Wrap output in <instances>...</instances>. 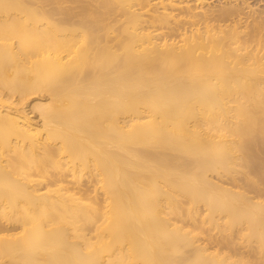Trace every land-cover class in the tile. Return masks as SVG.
<instances>
[{
  "label": "bare ground",
  "instance_id": "6f19581e",
  "mask_svg": "<svg viewBox=\"0 0 264 264\" xmlns=\"http://www.w3.org/2000/svg\"><path fill=\"white\" fill-rule=\"evenodd\" d=\"M261 2L0 0V264H262Z\"/></svg>",
  "mask_w": 264,
  "mask_h": 264
},
{
  "label": "rangeland",
  "instance_id": "374dc122",
  "mask_svg": "<svg viewBox=\"0 0 264 264\" xmlns=\"http://www.w3.org/2000/svg\"><path fill=\"white\" fill-rule=\"evenodd\" d=\"M252 1H253V0H252ZM215 2H217V1H215ZM261 3H264V0H262ZM262 5L264 6V4H262ZM30 100H31V99H30ZM27 108H28V110H31V108H29V106H27ZM32 111H33V110H31V115H32L33 117H37V113H38V112L36 113V111H35V112L33 111V113H32ZM236 174H238V177H239V178H242V176H243L242 173H236ZM224 177H225V178H224ZM230 177H231L232 180L230 179ZM85 178H86V177H85ZM223 178H224V180L227 179V180L231 181V182H229V181L227 182V180H226V183H228L229 185H233V183L235 182V181L233 180V176H232V174H230V173H228V174L226 173V174L223 176ZM240 181H242V180L240 179ZM232 182H233V183H232ZM246 183H247V182H246ZM244 185H245V184H244ZM247 187H248V186H247ZM249 189H251V186H249ZM253 189H254V188H253ZM253 189H252V190H253ZM253 191H254V190H253ZM255 191H256V190H255ZM251 193L257 195L255 192H251ZM263 193H264V192H263ZM259 194H260V193H259ZM261 194H262V192H261ZM261 197L264 198V194L261 195ZM200 204L202 205L201 208H204V207H205L204 203L201 202ZM203 205H204V207H203ZM205 211H206V209H205ZM218 215L220 216V218H221L220 220H221V221H223V219H225V215H224V213H220V214H218ZM222 215H223V216H222ZM222 217H224V218L222 219ZM187 219H188V218H187ZM189 220H190V219H189ZM187 224L189 225L190 223H187ZM190 226L193 227V224L191 223V225H189V227H190ZM206 226H208V224H206ZM209 226H210V224H209ZM191 227H190V228H191ZM210 229H211V228H210ZM218 229L220 230L219 227H218V228L216 227V228H214L213 230L211 229V233H212V234H215L216 236H217V235L221 236V234H220V232H219ZM214 230H215L216 232H215ZM208 231H209V230H208ZM209 232H210V231H209ZM205 234H206V233H205ZM205 234L203 233V236H204ZM200 235H201V233H200ZM239 239H240V238H239ZM240 240H241V241H240ZM240 240H239L240 243H239V244L237 243V246H240V245H241L240 247H244L245 242H242V241H243L242 238H241ZM212 245H213V244H212ZM242 249H243V248H242ZM262 264H264V261H262Z\"/></svg>",
  "mask_w": 264,
  "mask_h": 264
}]
</instances>
